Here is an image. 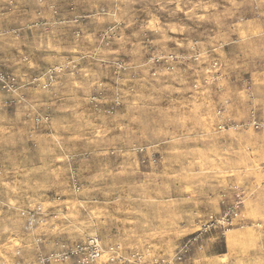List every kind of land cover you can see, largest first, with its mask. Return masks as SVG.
Returning a JSON list of instances; mask_svg holds the SVG:
<instances>
[{"label": "rangeland", "instance_id": "obj_1", "mask_svg": "<svg viewBox=\"0 0 264 264\" xmlns=\"http://www.w3.org/2000/svg\"><path fill=\"white\" fill-rule=\"evenodd\" d=\"M0 264H264V0H0Z\"/></svg>", "mask_w": 264, "mask_h": 264}, {"label": "built area", "instance_id": "obj_2", "mask_svg": "<svg viewBox=\"0 0 264 264\" xmlns=\"http://www.w3.org/2000/svg\"><path fill=\"white\" fill-rule=\"evenodd\" d=\"M101 255V246L96 239H90L86 244L76 245L63 253L64 257L79 256L84 257L85 261L99 259Z\"/></svg>", "mask_w": 264, "mask_h": 264}]
</instances>
